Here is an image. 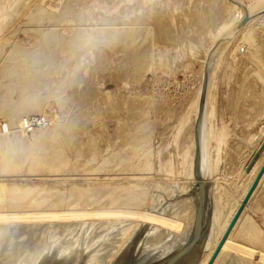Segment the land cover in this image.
Here are the masks:
<instances>
[{"label":"rangeland","instance_id":"374dc122","mask_svg":"<svg viewBox=\"0 0 264 264\" xmlns=\"http://www.w3.org/2000/svg\"><path fill=\"white\" fill-rule=\"evenodd\" d=\"M2 1L0 0L3 8L6 5L5 7L10 9L8 8L6 11L5 8L0 11V14L3 10L7 12L3 11L4 14H1L3 19L7 18V21L3 20L5 25L2 23V26H4L0 28L1 31L4 30L0 35V40H2L0 41V47H2L0 48V125L8 122L11 127V133L3 134L0 131V136L6 137L3 139L6 142L8 139L9 144L7 142V145L9 146L11 143V146L7 148L6 142L1 141L2 138H0V142H4V144H0L1 146L3 145L0 148L3 153L6 148L8 151L11 150L12 156L8 154L10 156L8 158H13L11 159L12 162H9L11 160L7 158V152L5 151L4 153L5 157L0 151L2 154L0 163L2 162L3 164L5 162L7 165H0V180L2 179L0 181V191L6 190L5 192H0L2 195H0V213H3L4 210L7 214H9L7 211L11 213L17 212L20 217H23L21 219L30 215L25 218L27 219L25 222L29 221L30 223L27 222L26 229H24L25 224L22 223L24 220L22 221L19 218L20 222H16V224H19L15 225L16 229H14L12 237H10V246L8 245L7 247V249L9 248L8 251L0 252L6 253L4 256L7 259L11 256L12 259L21 254L23 255V253H25V257L28 258L29 254L31 257V253L33 254L34 252L33 249L36 248L40 241H45V237L46 240H51V238H54L52 235L55 233L53 235L55 236L59 232L57 239L58 237L60 239L54 245V249L56 248L55 246L58 248L63 242L68 241L67 239L73 242L75 240L80 241L81 238L79 243H75V247L77 250L81 249L84 254L80 256V259L83 257L81 260H75L76 264H120L122 260L124 262L122 261L121 264H151L163 256L174 254L183 247L180 246V241L182 240L184 245L194 234L197 215L196 203H198L201 195L198 189L199 184L195 178L197 156L196 129L200 121V114L203 113L201 118L203 128H201L200 135L203 143L205 140L202 170L207 178L206 183L208 185V207L203 226L205 239L207 237L208 239L206 241L204 239V248L202 247V250L197 252L196 261L194 260L197 264L199 259L198 264H201L203 258L209 253L208 251H211L209 248L215 245L214 243L217 242L227 221L241 204L243 200L241 196L244 195L249 180L253 178L254 171L264 161V135L260 134V129L264 126V11L261 12V9L264 10V0H234L239 2V4L232 2V0H13L12 4L16 2L14 5H11L10 0H5L3 3ZM6 1H9L10 5ZM1 4L0 9L2 8ZM243 6L247 9L243 8ZM253 8L257 9L254 10ZM246 13L257 14L253 16L249 25L245 26L237 34V24ZM11 16L15 19L14 21ZM250 37L251 39L249 40ZM250 42L253 45H248L251 44ZM2 68L3 70H1ZM208 68H210L209 82L212 83H209L208 93L203 97L204 76ZM17 113L20 115H16ZM16 116L17 119L19 118L18 120L13 119ZM26 117L42 118L44 124L35 132L25 134L19 125ZM14 121L15 125L13 124ZM16 122H19V124ZM18 131H20L22 136L18 134ZM217 134L220 135V138L216 137L219 136ZM35 135H37V139ZM256 136H260V139L254 144ZM9 138L11 140L16 139V142L21 140L22 143L19 142L21 147L16 145L18 143H15L14 140H10V142ZM35 144H37L36 146L39 150L46 152L47 156L45 155V157L48 159L50 158L48 156L49 153L51 158H53L52 154L60 156L63 154L62 156H66L64 159L62 156H58V158L60 157L58 162L61 158L63 159L61 160L62 162H59L60 164L55 162L57 160L56 156L55 161L52 163V166L56 163L54 167L57 166L59 168L60 165L63 168L69 162L70 166H72L71 164L76 162L75 164L77 165V162L80 161L79 163H81L82 161L88 169H85L84 166L82 167V164H78L79 166L77 165V167L74 164L73 168L71 167L72 171L69 169L68 164L66 166L68 170L66 167L64 169L52 167L53 171L51 165H49L52 162L51 158L48 161L49 163H46L47 158L43 157L42 159L44 154L36 151L38 148L34 146ZM4 146L6 147L4 148ZM31 146L36 149L32 150ZM17 149L20 150L18 151ZM28 151L39 152V155L36 153L34 156L38 158V155L39 160L33 158V152H31L33 155L31 153L30 155ZM40 154L42 155L41 157ZM187 154L189 158L186 157ZM24 156L32 157L30 160L25 157L26 161H24ZM4 158L5 160L8 159L10 165L6 163L7 160L4 161ZM32 158L36 161H33ZM69 159L71 160L69 161ZM22 161L24 162L22 163ZM27 161L28 163H26ZM30 161L36 168L34 167L33 169L29 165ZM38 161L42 162V164L45 162L46 166H50L51 169L49 168V171L52 170L51 173H48L50 175H46L47 177L42 175L43 172L45 174L48 171V168L43 166L44 164L39 165ZM15 162L18 165L26 163L29 169L31 167L34 170H32L33 173L29 172L32 176L29 175L28 177L29 173L26 175L28 169L25 165V167L23 166L24 170H26H23L24 174L23 171H20L23 167L16 165ZM35 162H38L37 165L41 166L40 168L38 167L40 172L37 170V174ZM11 163L15 164H12L13 167L22 168L16 167L15 170L17 171L13 173L15 171L14 168L13 172L12 169L7 170L10 166L12 167ZM62 163L64 166L61 165ZM33 164L31 165L33 166ZM215 165L216 170L214 168ZM80 166L82 169L76 170ZM6 167L7 172L4 170ZM1 168L7 176L1 171ZM60 169L63 171L67 170V172L65 173V171L63 172ZM18 170L20 175H18ZM78 170L80 173H77ZM210 170L213 173L209 172ZM11 172L14 176L11 175ZM54 172L55 174L56 172L60 174L55 175ZM72 172L73 174H70ZM33 175L38 176L34 177ZM32 182L41 183V186L33 183L34 186ZM14 185H18L17 188L16 186L12 187ZM21 186L26 188L22 189ZM35 187L37 188L36 191ZM85 192L88 194L87 196ZM3 193L6 196L4 195L3 197ZM25 194L27 201H24ZM50 194L53 195L51 196ZM55 194H58L57 197ZM60 194H63V196L69 194L68 196L73 195V197L70 199L67 196L68 200L66 197L65 199L63 197L60 198ZM89 194L95 195L96 198L94 197L95 199L93 200V196L91 197ZM255 194L253 200L249 201L239 218L236 227L231 232L227 244L219 255L217 264H239L242 261H237V259H241V256L246 257L245 259L242 258L245 264H247L248 260V264L264 263V261H261L264 260V254H262L264 253V245L261 244L264 243V239H262L264 237V181ZM125 196L126 199L124 198ZM130 196L132 199L135 196L133 200L130 199L134 203H132L133 205H137L136 207L131 206L133 210L128 205L131 204L128 199ZM183 196L186 198L183 199ZM190 196L192 203L187 199ZM217 196H221L220 198L222 199L219 200ZM32 197L35 198L33 199ZM86 197L87 199H85ZM88 197H91L92 200ZM99 197L101 198L99 199ZM119 197L122 201L127 200L128 203L123 201L125 205L121 202L122 207L121 203L119 204V200H121ZM216 197L217 201L214 199ZM31 198L32 200H30ZM36 199H39L40 204ZM28 200L30 201L28 202ZM45 200H48L47 205H50V203L55 205L50 208L51 213H48L51 205L49 207L46 206ZM80 200L86 203L89 202V204L81 203ZM179 200L183 201L185 206H182L183 202L180 203ZM50 201L58 203L55 202L54 204V202ZM90 201H93L91 205ZM106 201L107 203H105ZM176 201H179L181 206ZM41 202L44 203L42 204ZM98 202L99 207L98 205L94 206ZM188 202H190L191 206ZM63 203L65 205H60ZM31 205L33 206L32 208ZM41 205H44V210L48 207L46 210L48 212L44 211L48 213L47 216L44 215V212L42 213L43 208ZM114 205H116V210ZM118 205H120V211L117 210L119 209L117 208ZM124 205L127 210L123 209ZM56 206L58 207L56 208ZM60 206H64V209ZM73 206H77L82 211V214L86 212L85 210L87 212L91 210L92 213L80 215V210L77 207L75 209ZM192 206L195 208L191 209ZM218 206H221L219 207L220 209H218ZM11 207H14L13 211L9 210ZM54 207L58 212L54 211L56 210ZM59 207L64 211L58 210L60 209ZM68 207L69 209L73 207L78 212L72 209L71 211ZM121 207L124 212L129 209V213H123ZM181 207L187 208V211L184 208L185 220L188 219L189 215L193 214L188 221L184 220L185 216L180 209ZM177 208L180 209V213L182 211L181 216ZM214 208L221 211L215 212L213 211ZM39 209L41 217L34 213L35 211L39 213ZM52 209H54L53 212ZM145 209L150 213L152 210V213H148ZM153 209L155 210L154 215H152ZM170 209H177L179 215L176 214L177 210L175 213V211H170ZM130 210L134 211L135 215H131L132 212ZM165 210L169 211L167 212L168 214L172 212L175 216H180V218L170 214L174 218L170 217L171 219H168L169 215L167 216V213L164 212ZM72 212L73 214L75 212V216L71 214ZM186 212L188 213L185 214ZM60 213L63 216L65 215L64 223L61 222L64 217L60 216ZM66 213L71 216L67 214L68 217ZM103 213H107V215H103ZM49 214L55 217H51ZM55 214H59L58 216L60 217ZM101 215L104 222L110 226L105 225L104 222H99L98 224V221H102ZM108 215L109 217H105ZM147 215L152 220L146 218ZM158 215L159 217H157ZM32 216L37 218L34 220L36 225H33L34 221L32 219L34 218ZM42 216L45 217L43 218ZM216 216L219 221L217 218L213 219ZM53 218L58 219L54 220ZM69 218L76 219L75 222L77 221L76 223L78 224ZM81 218L86 219V221ZM94 218L98 220L96 221ZM176 218H183L182 220L185 222ZM42 219L43 222L41 221ZM48 219L50 220L48 221ZM57 220L60 221L59 223L62 227L59 226L61 228L57 224L55 225V222H58ZM216 220L217 223H214ZM69 221L74 225H69ZM189 221V228H186ZM50 222L54 223V226ZM143 222L146 224H143ZM180 222L181 224L179 225ZM131 223L135 226H132ZM28 224L30 231L27 227ZM213 224L217 229L212 228ZM215 224L218 225L216 226ZM41 225L42 228L44 225L43 229H40ZM66 225L68 229L70 228L69 230L66 229ZM71 225L74 226V229L71 228ZM84 225L88 226V230L87 228L82 229ZM137 225L142 228H137ZM145 225L146 229H149L148 231L145 230ZM36 226L39 228L37 229ZM55 226L58 227L56 230ZM104 226H107L108 229ZM127 227L130 230H128L129 233L125 230ZM20 228L23 230V234H21ZM45 229L49 231H45ZM101 229L105 231L101 233ZM135 229H137L136 234H134ZM160 229H163V231L172 229L171 232L173 233H176V230L179 231L176 237L171 232L170 235L169 232H164L163 235L165 236L167 233L168 237L165 236L164 238L162 235L163 241L160 238L162 237L161 233H158ZM208 229H212V232L210 230L209 233ZM24 230L26 231L25 233ZM84 230L85 232H83ZM123 230L126 231V235ZM35 231L38 234L34 233ZM163 231L161 230L160 232L163 233ZM180 231H183L182 233L186 236H182L183 234ZM39 232L44 234L40 233L41 236ZM69 232L72 237L74 236V239L72 237L70 239L71 234ZM89 232L91 233L88 234ZM130 232L131 234L133 233V236L130 235ZM214 232L215 234H211ZM80 234L81 236H79ZM95 234H99V236ZM127 234L130 236H127ZM148 234L149 236L152 234L151 237L161 240V242L156 240V243L153 238L148 239ZM260 235L261 237L258 239ZM135 236L141 238L137 241ZM38 237L41 238L39 239ZM92 237H94V240ZM113 237L116 241H114ZM119 237L123 240V243ZM179 237L181 238L179 239ZM186 237L188 239H184ZM28 238L29 240H27ZM31 238L33 241L39 239V242L36 240L37 243L33 244ZM167 238L171 239V241L178 238V241L176 240L177 243L176 241L169 243L170 240ZM256 238L258 239L257 243L260 242L261 245L255 244ZM143 239H145L144 241L148 240L149 243L143 244L145 243ZM211 239L214 243L212 241L208 242ZM26 240L28 242H25ZM24 242L25 244H30H26L28 248L24 246ZM88 242H90V246L87 249ZM120 242L123 245H120ZM124 242L126 244L130 242V244L126 246ZM160 243L162 247L165 246L164 249L159 246ZM31 244H33L32 247H29ZM167 244L169 246L173 244L172 248L175 250L172 251L171 248L170 252H168ZM115 246L119 249L120 246H123V250L113 248ZM24 247L25 249L27 248L26 251H29V254L23 249ZM103 248L108 249L104 250ZM114 249L116 253L113 252ZM9 251L12 252V255ZM14 251L16 254L18 252L20 254L16 255ZM201 251L206 255L202 254ZM51 253L53 251H49L48 255L51 256ZM67 253H70V251L62 254L65 256ZM1 256L0 259H3L4 257ZM200 256L201 258H199ZM262 256L263 258H261ZM120 257L122 260H119L121 259ZM95 258L98 259L96 260ZM195 263L193 262V264Z\"/></svg>","mask_w":264,"mask_h":264},{"label":"bare ground","instance_id":"6f19581e","mask_svg":"<svg viewBox=\"0 0 264 264\" xmlns=\"http://www.w3.org/2000/svg\"><path fill=\"white\" fill-rule=\"evenodd\" d=\"M1 1H2V0H1ZM4 1H5V0H4ZM4 1H2V3H3ZM10 1H11V5H14V4L16 3V2H15V3L12 4V1H13V0H10ZM8 2H9V1H8ZM8 2L6 1V3H8ZM13 2H14V1H13ZM232 2H233V1H232ZM0 4H1V2H0ZM1 5H2V4H1ZM4 5H5V3H4ZM8 5H10V4L8 3ZM31 5H32V4H31ZM234 5H235V4H234ZM5 6H6V5H5ZM5 6H4V8H3V5H2V8L0 9V11H1L2 9H5V8H6ZM29 6H30V5H29ZM236 6H237V5H236ZM256 6H257V5H256ZM260 6H261V5H260ZM262 6H263V5H262ZM10 7H12V6H10ZM27 7H28V6H27ZM237 7H238V6H237ZM252 7H253V6H252ZM254 7H255V6H254ZM8 8H9V7L6 8V11H7ZM28 8H29V7H28ZM230 8H231V7H230ZM9 9H10V8H9ZM15 9H16V8H15ZM240 9H241V8H240ZM242 9H243V8H242ZM250 9H252V8H250ZM253 9L256 10L257 8H256V9L253 8ZM258 9H259V8H258ZM13 10H14V8L12 9V12H13ZM261 10H262V9H261ZM3 11L5 12V10H3ZM3 11H2L1 14H4ZM240 11H241V10H240ZM250 11H251V10H250ZM16 12H17V11H16ZM248 12H249V11H248ZM253 12H254V11H253ZM5 13H7V12H5ZM156 13H157V12H156ZM229 13H230V12H229ZM240 13H242V12H240ZM250 13H252V12H250ZM250 13H249V14H250ZM1 14H0V15H1ZM9 14H10V13H9ZM242 14H243V13H242ZM5 15H6V14H5ZM6 16H7V15H6ZM240 16H241V15H240ZM256 17H257V16H256ZM11 18H12V16H11ZM30 18H31V17H30ZM240 18H241V17H240ZM259 18H260V17H259ZM5 19H6V20H5ZM5 19H3L2 15L0 16V28H1V27L3 28V26L5 25L4 23L7 21V18L5 17ZM64 19H65V18H64ZM241 19H242V18H241ZM252 19H253V18H252ZM252 19H251V20H252ZM3 20L5 21L4 23H3ZM12 20L14 21L15 19L12 18ZM142 20H143V19H142ZM236 20H237V18H236ZM251 20L249 21V23L251 22ZM259 21H260V20H259ZM262 21H263V19H262ZM155 22H156V21H155ZM233 22H234V21H233ZM2 23L4 24L3 26H2ZM249 23H248L247 25H249ZM136 24H137V23H136ZM151 24H152V23H151ZM251 24H252V23H251ZM260 24H261V23H260ZM7 25H8V24H7ZM158 25H160V24L158 23ZM247 25H246V26H247ZM263 26H264V25H263ZM225 27H226V26H225ZM7 29H8V28H7ZM5 30H6V29H5ZM133 30H134V29H133ZM3 31H4V30L1 31V29H0V35H1V33H3ZM8 31H9V30H8ZM136 31H137V30H136ZM138 31H139V30H138ZM140 32H141V31H140ZM140 32H139V33H140ZM150 32H151V31H150ZM105 33H106V32H105ZM159 33H160V32H159ZM239 33H240V32H239ZM151 34H152V33H151ZM237 34H238V32H237ZM7 35H8V34H7ZM106 35H107V34H106ZM155 35H156V34H155ZM3 36H4V35H3ZM141 36H142V35H141ZM146 36H147V35H146ZM249 36H250V35H249ZM251 36H252V34H251ZM5 37H6V36H5ZM5 37H4V38H5ZM136 37H137V36H136ZM157 37H158V36H157ZM0 38H1V37H0ZM105 38H106V36H105ZM233 38H234V37H233ZM252 38H253V37H252ZM135 39H136V38H135ZM140 39H141V38H140ZM250 39H251V37L249 38V40H250ZM164 40H165V39H164ZM164 40H163V41H164ZM249 40H247V41H249ZM255 40H256V39H255ZM0 41H2V40H0ZM106 41H107V40H106ZM137 41H138V40H137ZM146 41H148V40H146ZM155 41H156V40H155ZM251 42H252V41H251ZM251 42H250V43H251ZM253 42H254V38H253ZM0 43H1V42H0ZM144 43H145V42H144ZM174 43H175V42H174ZM172 44H173V43H172ZM255 44H256V43H255ZM262 44H263V43H262ZM0 45H1V44H0ZM4 45H5V44H4ZM137 45H138V44H137ZM143 45H144V44H143ZM143 45H142V46H143ZM248 45H253V44L251 43V44H248ZM248 45H247V47H248ZM2 46H3V45H2ZM255 46H256V45H255ZM259 46H260V45H259ZM253 47H254V46H253ZM261 47H262V46H261ZM0 48H2V47H0ZM245 48H246V46H245ZM248 48H249V47H248ZM254 48H255V47H254ZM244 50H245V49H244ZM0 51H1V49H0ZM21 51H22V50H21ZM235 52H236V51H235ZM16 54H17V53H16ZM242 54H243V53H242ZM0 55H1V54H0ZM4 55H5V54H4ZM11 56H12V55H11ZM9 57H10V56H9ZM0 58H1V57H0ZM138 58H139V57H138ZM3 62H5V61H3ZM6 63H7V62H6ZM254 63H255V62H254ZM257 64H258V63H257ZM0 65H1V64H0ZM258 66H259V65H258ZM6 69H7V68H6ZM1 70H3V68H2ZM16 70H17V69H16ZM217 72H218V71H217ZM215 73H216V72H215ZM212 76H214V75H212ZM212 78H214V77H212ZM209 83H210V82H209ZM211 83H212V82H211ZM211 83H210V84H211ZM213 84H215V83H213ZM213 84H212V85H213ZM214 86H215V85H214ZM211 87H212V86H211ZM214 91H215V90H214ZM207 93H208V92H207ZM253 93H254V92H253ZM261 93H262V91H261ZM262 94H263V93H262ZM211 95H213V94L211 93ZM254 95H255V94H254ZM216 99H217V98H216ZM211 101H212V100H211ZM202 102H203V101H202ZM196 104H197V103H196ZM210 104H211V103H210ZM202 106H203V103H202ZM212 106H213V104H212ZM199 108H200V107H199ZM11 109H12V108H11ZM195 109H196V108H195ZM200 109H201V108H200ZM31 110H32V109H31ZM238 110H239V109H238ZM23 111H24V110H23ZM26 111H27V110H26ZM26 111H25V112H26ZM201 111H202V109H201ZM11 113H12V112H11ZM14 113H15V112H14ZM19 113H20V112H19ZM19 113H17L16 115H18ZM19 115H20V114H19ZM200 115H201V114H200ZM19 117H20V116H19ZM13 119H17V116H16V118H13ZM18 119H19V118H18ZM18 119H17V120H18ZM21 119H22V118H21ZM206 119H207V118H206ZM213 119H214V118H213ZM17 120H16V121H17ZM20 121H21V120H20ZM205 121H207V120H205ZM205 121H204V122H205ZM216 122H217V121H216ZM16 123H17V122H16ZM13 124L15 125V121L13 122ZM17 124H19V122H18ZM17 124H16V125H17ZM210 125H211V124H210ZM216 125H217V124H216ZM19 126H20V125H19ZM213 127H214V126H213ZM15 128H16V127H15ZM202 128H203V127H202ZM216 128H217V127H216ZM213 129H214V128H213ZM223 129H224V128H223ZM53 131H54V130H53ZM216 131H217V130H216ZM22 132H23V131H22ZM22 132H21V133H22ZM51 132H52V131H51ZM60 132H61V131H60ZM218 132H219V131H218ZM16 133H17V131H16ZM16 133H15V135H17ZM53 133H54V132H53ZM221 133H222V131H221ZM221 133H220V135H221ZM13 134H14V133H13ZM18 134L20 135V131H18ZM68 134H69V133H68ZM222 134H223V133H222ZM200 135H201V133H200ZM217 135H219V134H217ZM220 135H219V136H216V137L220 138ZM20 136H22V135H20ZM35 136H36L35 138L37 139V138H38L37 135H35ZM43 136H44V135H43ZM53 136H54V135H53ZM202 136H204V135H202ZM39 137H40V134H39ZM45 137H46V136H45ZM0 138H2L1 141H5V142H6V140H4L6 137H1V136H0ZM3 138H4V139H3ZM49 138H50V137H49ZM47 139H48V138H47ZM10 140H11V139L9 138V141H10ZM13 140H14L15 143H18V144H16V145H18V146L21 145V144L19 143V142H21V140H20V141L17 140V142L15 141L16 139H13ZM13 140H11V141H13ZM49 140H50V139H49ZM11 141H10V142H11ZM42 141H43V140H42ZM7 142H8V139H7ZM7 142H6L5 145H7ZM23 142H24V141H23ZM92 142H93V141H92ZM94 142H95V141H94ZM202 142H203V139H202ZM1 143H2V142H0V144H1ZM21 143H22V142H21ZM2 144H4V142H3ZM8 144H9V142H8ZM29 144H30V143H29ZM91 144H93V143H91ZM204 144H205V140H204V143H203V148H204ZM30 145H31V144H30ZM36 145H37V144H35L34 146H35L36 148H38ZM10 146H11V143H10L9 146L7 145V148H8V147L10 148ZM13 146H14V145H13ZM13 146H12V147H13ZM34 146H33V147L31 146L32 150L35 148ZM39 146H40V145H39ZM239 146H240V145H239ZM0 147H3V145H2V146L0 145ZM5 147H6V146H4V148H5ZM20 147H21V146H20ZM7 148H6V149H7ZM14 148H15V147H14ZM14 148H12V149H14ZM17 148H18V147H17ZM22 148H23V147H22ZM36 148H35V149H36ZM6 149L3 150V151H4V153H5V151L7 152V158H8V157H10V156H8V154H10L11 156H12V154H11V152H10L11 150L8 151V150H6ZM20 149H21V148H20ZM20 149H19V150H20ZM44 149H45V148H44ZM17 150H18V149H17ZM19 150H18V151H19ZM26 150H28V149H26ZM29 150H30V149H29ZM58 150H59V149H58ZM0 151L2 152V149H1V148H0ZM24 151H25V150H24ZM36 151L43 152V151L39 150V148H38ZM36 151H35V152H36ZM48 151H49V149H48ZM203 151H204V149H203ZM1 152H0V154H1ZM9 152H10V153H9ZM31 152H33V151H31ZM31 152L28 151L29 154H30ZM57 152H58V151H57ZM189 152H190V151H189ZM2 153H3V152H2ZM4 153H3V156H5ZM25 153H26V152H25ZM28 153H27V154H28ZM33 153H34V152H33ZM36 153H37V152H36ZM36 153H34V155L31 153V154L33 155V158H36V157H34ZM38 153H39V152H38ZM38 153H37V154H38ZM45 153H46V152H43V154H44L43 156L41 155L42 153L40 154V157L42 156V159H43V157H45V155L47 156V154H45ZM48 153H49V152H48ZM20 154H21V153H20ZM27 154H25V155H27ZM29 154H28V155H29ZM31 154H30V155H31ZM190 154H191V153H190ZM15 155H16V154H15ZM30 155H29V156H30ZM38 155H39V154H38ZM38 155H37L38 158H36V159L39 160V156H38ZM62 155H63V154H62ZM62 155H61V156H62ZM71 155H72V154H71ZM74 155H75V154H74ZM78 155H79V154H78ZM80 155H81V154H80ZM1 156H2V154L0 155V157H1ZM16 156H17V155H16ZM48 156L51 158L50 153L48 154ZM52 156H53V158H51L52 162H50L51 164H49V165H51V168L54 167L55 164H56V163H55L54 166H52V163L55 161V157L57 156V158H56L57 160H56L55 162H58V159H60V157H61V156L58 155V154H57V155H53V154H52ZM58 156H60V157L58 158ZM106 156H107V155H106ZM5 157H6V156H5ZM25 157H26V159L28 158L27 156H24V161H26ZM31 157H32V156H31ZM31 157L28 158V159L30 160ZM62 157H63V159H64V157H66V156H62ZM76 157H78V156H76ZM186 157H188V154H187ZM2 158H3V157H2ZM2 158H1V160H2ZM12 158H13V157H12ZM12 158H11V159H12ZM33 158H32V159H33ZM45 158H47V157H45ZM50 158H49V159L47 158V161L44 159V160L46 161V163H49L48 161L50 160ZM67 158H68V157H67ZM67 158H66V159H67ZM188 158H189V157H188ZM8 159H10V158H8ZM8 159H6V160H7L6 163H8V165H10L9 162H12V160L10 159L11 161L8 162ZM53 159H54V160H53ZM63 159L61 158V160H63ZM89 159H90V158H89ZM6 160H5V158H4V161H6ZM22 160H23V159H22ZM34 160H35V159H33V161H34ZM40 160H41V158H40ZM61 160H60L59 162H62ZM70 160H71V159H69V161H70ZM74 160H75V159H74ZM74 160H72V161L75 162L76 160H75V161H74ZM2 161H3V160H2ZM24 161H22V163H23ZM35 161H36V160H35ZM42 161H43V160H42ZM65 161H67V160H65ZM65 161H64V163H65ZM69 161H68V162H69ZM77 161H78V160H77ZM187 161H188V160H187ZM13 162H14V161H13ZM38 162H39V161H38ZM38 162H37V163L35 162V165H37ZM59 162H58V163H59ZM73 162H71V163H73ZM79 162H80V161H79ZM79 162H77V163H78V164H82V167H83L85 163L83 164L82 161H81V163H79ZM92 162H93V161H92ZM15 163H16V162H15ZM26 163H28V161H27ZM26 163H24L25 166H26ZM39 163H40L39 165L42 164V162H39ZM46 163L44 162V163H43L44 165H43V164H42V165H43V166H46ZM75 163H76V162H75ZM75 163H74V164H75ZM93 163H94V162H93ZM212 163H213V162H212ZM263 163H264V161L260 164V166L258 167V169H257L256 171H254V173H253V175H252L253 178H252L251 180H249V184H248L247 187L245 188L244 195L241 196V198H244L245 194L247 193V191H248L250 185L252 184V182L254 181V179H255V177H256L258 171L260 170L261 166L263 165ZM4 164H5V162H4L3 164H2V162L0 163V165H3V166H4ZM12 164L15 165L14 163H11V165H12ZM19 164H20V163H19ZM31 164H33V163L30 161L29 165L34 169V167H35L34 164H33V166H32ZM59 164H60V163H59ZM59 164H58V165H59ZM68 164H69V166H68L69 169L73 171V169H71V167H72L74 164H71L72 166H70V162L67 163V165H68ZM78 164H77V165H78ZM177 164H178V163H177ZM5 165H6V164H5ZM13 165H12V167L10 166L11 168L8 166L9 168L7 169V167H6L4 170H6V169H7V170L12 169V172H13V168H14V170H15V168L18 167V166H20V165H21L22 167L24 166L23 164L18 165V163H16V165H18V166H16V167H15V166L13 167ZM29 165H28V166H29ZM39 165H37V169L35 170V171H36V174H37V172L40 170L39 168H40L41 166H39ZM61 165L64 166L63 163H62ZM65 165H66V163H65ZM67 165H66V166H67ZM75 165H76V164H75ZM77 165H76L75 167H77ZM212 165H213V164H212ZM3 166H2V167H3ZM6 166H7V165H6ZM25 166H24V167H25ZM66 166H64V167L62 168V167L59 165V168L61 167V169H64ZM78 166H79V165H78ZM85 166H86V165H85ZM85 166H84V168H85V169H88V168H86ZM22 167H20V168H22ZM24 167H23L22 170H21L19 167H18V168L20 169V171H23V170H24ZM26 167H27V166H26ZM31 167H30V169L27 167L28 171H27L26 175H27L30 171H31V173H33L34 170L31 169ZM38 167H39V168H38ZM56 167H57V166H56ZM56 167H54V168H56ZM87 167H88V166H87ZM91 167H92V165H91ZM177 167H178V166H177ZM3 168H4V167H3ZM35 168H36V167H35ZM46 168H48V169H47L48 171L46 170L47 172H45V174H43L44 172L42 173L43 170L41 171L42 175L45 176V177H47L46 175H50V174H48L49 172H50V173L52 172V170L49 171L50 166H49V167L46 166ZM51 168H50V169H51ZM59 168L57 167V169H59ZM72 168H73V167H72ZM84 168H83V170H84ZM211 168H212V167H211ZM214 168H215V170H216V165H215ZM38 169H39V170H38ZM41 169H42V168H41ZM52 169H53V168H52ZM61 169H60V170H61ZM66 169L68 170L67 167H66ZM77 169H80V170H81L82 168H81V166H80V168L78 167V168H76V170H77ZM104 169H105V168H104ZM212 169H213V168H212ZM212 169H211V170H212ZM7 170H6V172H7ZM32 170H33V171H32ZM37 170H38V171H37ZM44 170H45V167H44ZM55 170H56V169H55ZM60 170H59V172L61 173V171H63V170H61V171H60ZM67 170H66V171L64 170L65 173L67 172ZM74 170H75V168H74ZM83 170H82V171H83ZM92 170H94V169H92ZM105 170H106V169H105ZM211 170H210L209 172H212ZM1 171H2V168H1ZM16 171H17V170H15L13 173H16ZM24 171H26V170H24ZM24 171H23V172H24ZM53 171H54V169H53ZM57 171H58V170H57ZM64 171H63V172H64ZM89 171H91V170H89ZM2 172L5 173V171H2ZM8 172H9V171H8ZM12 172H11V175H12ZM39 172H40V171H39ZM59 172H56V174H55V172H54V174L57 175ZM69 172H70V171H69ZM74 172H76V171H74ZM87 172H88V171H87ZM9 173H10V172H9ZM18 173H19L18 175H20L19 170H18ZM21 173H22V172H21ZM34 173H35V172H34ZM41 173H40V175H41ZM60 173H59V174H60ZM77 173H80V171L78 170ZM212 173H213V172H212ZM5 174H6V173H5ZM24 174H25V172H24ZM24 174L22 173V175H24ZM63 174H64V173H63ZM70 174H73V172L70 173ZM1 175H2V174H1ZM15 175H17V174H15ZM29 175H31V174L29 173V174H28V177H29ZM38 175H39V174H38ZM38 175H35V176L37 177ZM40 175H39V176H40ZM68 175H69V174H68ZM82 175H83V174H82ZM6 176H7V174H6ZM8 176H9V175H8ZM12 176H14V175H12ZM31 176H32V175H31ZM33 176H34V175H33ZM35 176H34V177H35ZM62 176H63V175H62ZM65 176H66V175H65ZM0 177H1V176H0ZM2 177H3V175H2ZM9 177H10V176H9ZM12 178H13V177H12ZM1 180H2V179H1ZM1 180H0V181H1ZM10 180H11V179H10ZM263 181H264V176H263V178H262V180H261V182H260L259 187L257 188V190H256L255 192H257V191L260 189L261 184H262ZM33 183H35V182H32V184H33ZM36 183H37V182H36ZM36 183H35V184H36ZM3 184H4V183H3ZM32 184H30V185H32ZM37 184H39V183H37ZM40 184H41V183H40ZM40 184H39V185H40ZM30 185H29V186H30ZM33 185H34V184H33ZM33 185H32V186H33ZM10 186H11V185H10ZM15 186H16V185H14V186H12V187H15ZM17 186H18V185H17ZM17 186H16V188H17ZM34 186H35V185H34ZM40 186H41V185H40ZM23 187H24V185H23ZM18 188H19V187H18ZM21 188H22V186H21ZM25 188H26V187H25ZM25 188H22V189H25ZM28 188H30V187H28ZM31 188L34 189L33 187H31ZM37 188H38V186H37ZM37 188L35 187V191H36ZM40 188H41V187H40ZM42 189H43V188H42ZM1 190H2V189H1ZM40 190H41V189H40ZM3 191H4V190H2V191H0V192L2 193ZM5 191H6V190H5ZM5 191H4V192H5ZM32 191H33V190H32ZM38 191H39V189H38ZM38 191H37V192H38ZM39 192H40V191H39ZM9 193H10V192H9ZM16 193H17V192H16ZM77 194H78V192H77ZM77 194H74V195H77ZM85 194H86V192H85ZM0 195H1V194H0ZM4 195H5V193H3V197H4ZM8 195H9V194H8ZM12 195H13V193H12ZM23 195H24V194H23ZM46 195H49V194H46ZM50 195H51V194H50ZM52 195H53V194H52ZM52 195H51V196H52ZM55 195H56V194H55ZM55 195H54V196H55ZM57 195H58V194H57ZM57 195H56V197H57ZM60 195H61V194H60ZM65 195H66V194H65ZM68 195H69V194H68ZM68 195H67V196H68ZM87 195H88V194H86V196H87ZM89 195H90V194H89ZM96 195H97V194H96ZM98 195H99V194H98ZM212 195H213V194H212ZM215 195H216V194H215ZM255 195H256V194L254 193V195L252 196L251 200H253V198H254ZM1 196H2V195H1ZM5 196H6V195H5ZM10 196H11V194H10ZM15 196H16V195H15ZM15 196H13V197H15ZM29 196H30V195H29ZM67 196H63V194H62V195L60 196V198L63 197V198L65 199V197L67 198ZM90 196H91V197L93 196V198H92L93 200L96 198L95 195H93V194L90 195ZM140 196H141V195H140ZM145 196H146V195H145ZM148 196H149V195H148ZM161 196H162V195H161ZM164 196H165V194H164ZM164 196H163V197H164ZM21 197H22V196H21ZM58 197H59V196H58ZM69 197H70V199H71V197H73V195H72V196H71V195L68 196V198H69ZM75 197H76V196H75ZM83 197H84V194H83ZM83 197H82V198H83ZM91 197H88V198L91 199ZM94 197H95V198H94ZM163 197H162V198H163ZM183 197H184V196H183ZM183 197H182V198H183ZM213 197H214V195H213ZM217 197H218V196H217ZM217 197L214 198V199L216 200ZM220 197H221V196H220ZM220 197H218L219 200L222 199V198H220ZM32 198L34 199L35 197H32ZM32 198H31L30 200H32ZM36 198H37V197H36ZM38 198H39V197H38ZM68 198H67V199H68ZM100 198H101V197H99V199H100ZM116 198H117V197H116ZM119 198H120V197H119ZM122 198H123V197H122ZM124 198L126 199V196H125ZM130 198H131V196H130L128 199L130 200L129 202H131V204H132V203H133L132 200L135 198V196L133 197V199L131 198L132 200H131ZM136 198H137V197H136ZM185 198H186V197H184L183 199H185ZM18 199H19V198H18ZM39 199L44 200V199H42V198H39ZM39 199H36V200L38 201ZM72 199H73V198H72ZM85 199H87V197H86ZM92 199H91V200H92ZM112 199H113V197H112ZM120 199H121V198H120ZM143 199H144V198H143ZM179 199H181V198H179ZM187 199L190 200V199H191V196H190L189 198H187ZM209 199H211V198H209ZM0 200H1V199H0ZM30 200H28V202H29ZM68 200H69V199H68ZM88 200H89V199H88ZM113 200H114V199H113ZM116 200H117V199H116ZM118 200H119V199H118ZM137 200H138V199H137ZM152 200H153V198H152ZM163 200H164V199H163ZM189 200H188V201H189ZM251 200H250V202H251ZM3 201H5V200H3ZM24 201H27V199H26V194H25V199H24ZM34 201H35V200H34ZM34 201H33V202H34ZM47 201H48V200H45V204L47 203ZM123 201H124V202L126 201V202L128 203L127 200H123ZM123 201H122V199L119 200V204H120L121 202H123ZM140 201H141V199H140ZM147 201H148V200H147ZM155 201H156V200H155ZM179 201H180V200H179ZM179 201H178V202L176 201V203L178 204ZM185 201H186V200H185ZM190 201H191V200H190ZM216 201H217V200H216ZM20 202H21V201H20ZM28 202H27V204H28ZM50 202H54V201H50ZM55 202H56V201H55ZM55 202H54V204H55ZM80 202H81V203H82V202L84 203L85 201L80 200ZM92 202H93V201H92ZM92 202L90 201V205H91ZM116 202H117V201H116ZM116 202H115V203H116ZM124 202H123V204H125ZM135 202L137 203V201H135ZM158 202H159V201H158ZM182 202H183V201H180V203H182ZM218 202H219V201H218ZM218 202H216V203H218ZM241 202H242V201H241ZM11 203H12V202H11ZM15 203H16V205H18L17 202H15ZM35 203H37V202L35 201ZM38 203H39V201H38ZM41 203L43 204L44 202H41ZM56 203H58V202H56ZM85 203H86V202H85ZM87 203L89 204V202H87ZM87 203H86V204H87ZM100 203H101V202H100ZM105 203H107V201H106ZM111 203H112V202H111ZM144 203H145V200H144ZM147 203H148V202H147ZM151 203H152V202H151ZM180 203H179V204H180ZM185 203H187V202H185ZM188 203L190 204V202H188ZM191 203H192V201H191ZM211 203H212V202H211ZM4 204H5V203H4ZM20 204H21V203H20ZM29 204H30V203H29ZM39 204H40V203H39ZM45 204H44V205H45ZM51 204H52V203H50V205H51ZM94 204H95V203H94ZM98 204H99V202H98L97 204H95L94 206H96V205H98ZM116 204H117V203H116ZM131 204H128V205H130V208H132V210H133V207H134L135 205H133L134 203H133L132 205H131ZM140 204H141V203H140ZM179 204H178V205H179ZM183 204H184V202L182 203V206H185V205H183ZM196 204H197V203H196ZM196 204H195V205H196ZM209 204H210V202H209ZM1 205H3V204H1ZM23 205H24V204H23ZM32 205H33V204H32ZM32 205H31V208L33 207ZM44 205H41V207L43 208ZM50 205H49V204H48V205L46 204V206H48V207H49ZM57 205H58V204H57ZM60 205H65V204L63 203V204H60ZM100 205H101V204H100ZM108 205H109V203H108ZM125 205H126V204H125ZM125 205H124V206H125ZM128 205H127V206H128ZM178 205H177V207H178ZM215 205H216V204H215ZM247 205H248V204H247ZM12 206H13V205H12ZM14 206H15V205H14ZM19 206H21V205H19ZM27 206H28V205H27ZM27 206H26V207H27ZM29 206H30V205H29ZM52 206H55V205H51V207H49V209L52 208ZM110 206H111V205H110ZM112 206H113V205H112ZM115 206H116V205H114V207H115ZM119 206H120V205H118V207H117V208H119V209H117L118 211H120V207H119ZM121 206L123 207L122 203H121ZM131 206H133V207H131ZM136 206H137V205H136ZM136 206H135V207H136ZM168 206H169V205H168ZM180 206H181V204H180ZM187 206H188V204H187ZM187 206H186V207H187ZM190 206H191V204H190ZM211 206H213V205H211ZM216 206H217V205H216ZM2 207H3V206H2ZM4 207H5V206H4ZM7 207H8V206H7ZM39 207H40V206H39ZM48 207H46L45 210H44V208H45V207H44V208H43V211L41 210L42 213H43L44 211H46ZM57 207H58V206H56V208H57ZM60 207H61V206H60ZM60 207H59V208H60ZM63 207H64V206H63ZM63 207H61V208H63ZM69 207H71V206H69ZM69 207H68V209H69ZM73 207H74V206H73ZM73 207L70 208L69 210L72 209V210L74 211V210L76 209L75 207H77V206L74 207L75 209H73ZM98 207H99V205H98ZM103 207H104V203H103ZM103 207H102V208H103ZM122 207H121V210H122ZM138 207H139V205H138ZM152 207H154V206H152ZM155 207H156V206H155ZM192 207H193V208H192ZM192 207H191V209H194V208H195L194 206H192ZM207 207H208V206H207ZM219 207H221V206H218V209H220ZM238 207H239V206H238ZM238 207H237V209H238ZM0 208H1V207H0ZM13 208H14V207H13ZM13 208L11 207V209H9V210L13 211V210H12ZM15 208H16V207H15ZM18 208H19V207H18ZM18 208H17V209H18ZM56 208L54 207V209H56ZM61 208L58 209V210H63V209H64V208H63V209H61ZM80 208H81V207H80ZM104 208H105V207H104ZM126 208H127V207L125 206L123 209L125 210ZM128 208H129V206H128ZM130 208H129V209H130ZM168 208H170V207H168ZM171 208H173V207H171ZM184 208H185V207H184ZM184 208H182V207L180 208V209L183 211V215H184ZM189 208H190V207H189ZM6 209H7V208H6ZM28 209H29V208H28ZM28 209H27V210H28ZM35 209H36V208H35ZM35 209H34V210H35ZM40 209H41V208H40ZM40 209L38 210L39 213H38L37 211H35L34 213L40 215ZM49 209H48V210H49ZM54 209H52V212H53ZM77 209H78V207H77ZM83 209H84V208H83ZM83 209H82V210H83ZM129 209H128V211H125V212H124V210H122V211H123V213H126V212L129 213ZM148 209H149V208H148ZM150 209H151V208H150ZM177 209H178V208H177ZM177 209H176V210H177ZM180 209H178V210H179V214H180V216H181V215H182V214H181L182 211H181V213H180ZM210 209H211V208H210ZM218 209H215V208H214V210H213V209H212V210L215 211V212H219V211H221V210L218 211ZM18 210H19V209H18ZM20 210H21V207H20ZM20 210H19V211H20ZM72 210H71V211H72ZM78 210H80V209H78ZM78 210H77V211L75 210V211L78 212ZM111 210H113V209H111ZM115 210H116V207H115ZM126 210H127V209H126ZM176 210H172V209H170V211H173V212L175 211V213H176ZM178 210H177V213H176V214H178ZM185 210L187 211V208H185ZM0 211H1V210H0ZM2 211H3V210H2ZM6 211H7V210H6ZM19 211H18V212H19ZM25 211H26V210H25ZM30 211H31V210H30ZM54 211H57V209L54 210ZM63 211H64V210H63ZM67 211H68V210H67ZM67 211H66V212H67ZM85 211L87 212V210H85ZM88 211H89V210H88ZM122 211H121V212H122ZM143 211H144V210H143ZM143 211H142V212H143ZM145 211H147V210L145 209ZM145 211H144V212H145ZM154 211H155V210L153 209V214H152V215H154ZM188 211H189V210H188ZM209 211H210V210H209ZM4 212H5V210H4ZM4 212H3V213H0V251H5V252H6V251H8V249H9V248L7 249V247H8V245H9V241H10V239H11L10 237H12V234H13L14 229H16L15 225H18V224H19V223L16 224V222H17V221L20 222V220H22V221L24 220V222H25V220H27V219H25V218L29 217L30 215L27 216V217H24V219H21V218H23V217H20V216L17 214L16 211H15L16 213H11L10 211H7V212H9V214H7L6 212L4 213ZM22 212H23V211H22ZM26 212H27V211H26ZM46 212H48V211H46ZM46 212H44V213H45L44 215L47 216L48 213H51V209L49 210L48 213H46ZM57 212H58V211H57ZM68 212H69V211H68ZM81 212H82V211L80 210V211H79L80 215L82 214ZM86 212H85L84 214H88V213L90 214V212L92 213L91 210H90V212H87V213H86ZM130 212H132V211L130 210ZM133 212H134V211H133ZM133 212L131 213V215H133V214L135 215V213H133ZM142 212H140V213H142ZM147 212H148V211H147ZM164 212L167 213V212H169V211L165 210ZM191 212H192V210H191ZM211 212H212V211H211ZM34 213H33V215H34ZM69 213H70V212H69ZM95 213H96V212H95ZM95 213H93V214H95ZM128 213H127V214H128ZM148 213H150V212H148ZM151 213H152V210H151ZM151 213H150V214H151ZM187 213H188V212H186L185 214H187ZM28 214H30V213H28ZM28 214H27V215H28ZM52 214L54 215V213H52ZM62 214H63V212H62ZM62 214L60 213V216H61ZM67 214H68V213H66V215H67ZM71 214H72L73 216H75V215H74L75 212H74V214H73V212H72ZM77 214H78V213H77ZM84 214H82V215H84ZM98 214H100V213H98ZM98 214H97V215H98ZM101 214H102V213H101ZM104 214H105V213H103V215H104ZM136 214H138V213H136ZM144 214H146V213H144ZM150 214H149V215H150ZM161 214H162V212H161ZM170 214H174V213L171 212ZM170 214L167 213V216L169 215V218H168V219L174 218L175 214H174L173 217H172V215H170ZM179 214H178V215H179ZM189 214H190V213H189ZM234 214H235V213H234ZM234 214H233V215L231 216V218L227 221V223H226V225H225L223 231L221 232V234H220L218 240L216 239L217 242L214 243V242L212 241L213 238H212L211 240L208 241V242L212 241V242L215 244L212 248H211V247L209 248V250L211 249V251H208L209 253H207V255H206L205 253H203V251H201L202 254H205V255H206V256L204 255L205 257L203 256V257H204V258H203V261H202V262L200 261L201 264H207V262L209 261L210 257L212 256V254H213L215 248L217 247V245H218V243H219V241H220V239H221L223 233L225 232V230H226V228H227L229 222H230L231 219L233 218ZM24 215H25V214H24ZM31 215H32V214H31ZM42 215H43V214H42ZM49 215H50V214H49ZM53 215H50V216L52 217ZM55 215H56V214H55ZM58 215H59V214H58ZM58 215H56V216H58ZM68 215H70V214H68ZM68 215H67V216H68ZM91 215H92V214H91ZM105 215H107V213H106ZM109 215H110V214H109ZM109 215H108V216H105V217H109ZM141 215H143V213H142ZM149 215H147L148 217L146 216V218H148V219L150 218V219H151V217H149ZM156 215H157V213H156ZM163 215H164V214H163ZM192 215H193V214H192ZM192 215H189V216H188V219H189V217L192 216ZM205 215H206V214H205ZM215 215H216V214H215ZM218 215H219V213H218ZM218 215H217V216H218ZM50 216H48V217H50ZM60 216H58V217H60ZM62 216H63V215H62ZM70 216H71V215H70ZM78 216H79V214H78ZM87 216H88V215H87ZM92 216H93V215H92ZM92 216H91V217H92ZM112 216H113V215H112ZM139 216H140V214H139ZM165 216H166V215H165ZM165 216H163V217H165ZM167 216H166V217H167ZM180 216H179V217H178V216H175V217L180 218ZM184 216H185V215H184ZM194 216H195V215H194ZM217 216H216L215 218L213 217V219H216V218H217V220L219 221V219H218ZM40 217H41V215H40ZM40 217H39V218H40ZM42 217L44 218L45 216H42ZM48 217H47V218H48ZM53 217H55V216H53ZM63 217H64V218L62 219L61 222L64 223L63 220L65 219V215H64ZM68 217H69V216H68ZM95 217H97V216H95ZM101 217H102V215L100 216V218H101ZM110 217H111V216H110ZM115 217H116V216H115ZM140 217H141V216H140ZM157 217H159V215H158ZM170 217H171V218H170ZM182 217H183V216H182ZM211 217H212V216H211ZM211 217H210V218H211ZM19 218H20V220H19ZM30 218H31V217H30ZM30 218H29V219H30ZM32 218H34V217L32 216ZM35 218H36V217H35ZM35 218L32 219V220L34 221ZM86 218H88V217H86ZM152 218H153V217H152ZM178 218H176V219H178ZM192 218H194V217H192ZM29 219H28V220H29ZM36 219H37V218H36ZM40 219H41V218H40ZM53 219L55 220V219H58V218H53ZM53 219H52V220H53ZM69 219H70V218H69ZM69 219H68V220H69ZM71 219H72V218H71ZM71 219H70V220H71ZM81 219H84V218H81ZM88 219H89V218H88ZM94 219H95L96 221L98 220V219H96V218H94ZM101 219H102V218H101ZM105 219H106V218H105ZM108 219H109V218H108ZM121 219H122V218H121ZM124 219H125V218H124ZM160 219H161V217H160ZM164 219H165V218H164ZM164 219H163V220H164ZM176 219H175V220H176ZM182 219H183V218H182ZM182 219H178V220L180 221V220H182ZM185 219H186V216H185L184 220H185ZM188 219L185 220V221H188ZM194 219H195V218H194ZM194 219H193V222H194ZM49 220H50V219H48V221H49ZM59 220H60V219H59ZM68 220H67V221H68ZM73 220H74V219H72V221H73ZM75 220H76V219H75ZM75 220H74V223L77 222V221L75 222ZM84 220L86 221V219H84ZM113 220H114V219H113ZM119 220H120V219H119ZM122 220H123V219H122ZM151 220H152V219H151ZM153 220H156V219H153ZM178 220H177V221H178ZM184 220H182V221H184ZM217 220H216V222H214V223H217ZM30 221H31V220H30ZM33 221H32V222H33ZM41 221L43 222V219H42ZM41 221H40V222H41ZM48 221H47V223H49ZM57 221H58V220H57ZM88 221H89V220H88ZM96 221H94V222H96ZM105 221H107V220H105ZM129 221H130V220H129ZM134 221H135V220H134ZM185 221H184V222H185ZM211 221H212V220H211ZM214 221H215V220H214ZM238 221H239V220H238ZM24 222H22V223L25 224V226H24L25 228H24V229H26V223L29 222V221H27V222H25V223H24ZM34 222H35V224H34ZM34 222H33V225H36V221H34ZM59 222H60V221H58L57 223L55 222V225L57 224L58 227L61 226ZM78 222L80 223V220H79V219H78ZM81 222H82V221H81ZM90 222H92V221H90ZM99 222H104V219H102V221H98V224H99ZM108 222H109V221H108ZM117 222H118V221H117ZM137 222H139V221H137ZM140 222H141V221H140ZM170 222H171V220H170ZM173 222H174V221H173ZM184 222H183V223H184ZM191 222H192V220H191ZM29 223H30V222H29ZM38 223H39V222H38ZM50 223H51V222H50ZM58 223H59V224H58ZM63 223H61V224H62V225H65V224H66V222H65V224H63ZM67 223H68V222H67ZM83 223H84V222H83ZM104 223H105V222H104ZM110 223H111V221H110ZM110 223H109V224H110ZM115 223H116V222H115ZM125 223H127V222H125ZM171 223H172V222H171ZM176 223H177V222H176ZM31 224H32V223H31ZM43 224H44V223H43ZM51 224H52V226H54V225H53L54 223H51ZM51 224H49V225H51ZM70 224H73V223H71V221H69V225H70ZM76 224H78V223H76ZM85 224H86V222H85ZM95 224H96V223H95ZM107 224H108V223H107ZM107 224L105 223V225H107ZM117 224H118V223H117ZM120 224H121V222H120ZM135 224H136V223H135ZM141 224H142V223H141ZM143 224H146V223L143 222ZM143 224H142V225H143ZM147 224H148V223H147ZM149 224H151V223H149ZM172 224H174V223H172ZM180 224H181V222L179 223V225H180ZM189 224H190V221L188 222V225H187V226H186V224H184V225L186 226V228H187V227L189 228ZM236 224H237V223H236ZM39 225H40V224H39ZM49 225H48V227H49ZM59 225H60V226H59ZM73 225H74V224H73ZM82 225H83V224H82ZM87 225H89V224H87ZM90 225H91V224H90ZM126 225H127V224H126ZM126 225H125V226H126ZM131 225H132V226H135V225H133V223H131ZM138 225H139V224H138ZM138 225L136 226L137 228L141 227V226H138ZM177 225H178V224H177ZM215 225H216V224H215ZM217 225H218V224H217ZM217 225H216V226H217ZM66 226H67V225H66ZM75 226H77V225H75ZM96 226H97V225H96ZM101 226H103V225L101 224ZM107 226H110V225H107ZM107 226H104V227H106V228L108 229ZM111 226H112V225H111ZM127 226H129V225H127ZM149 226H150V225H149ZM152 226H153V224H152ZM181 226L184 227L183 225H181ZM191 226H192V225H191ZM213 226H214V224H213ZM213 226H212V228L217 229V228H215V226H214V227H213ZM20 227H21V226H20ZM27 227H28V229H29V231H30L29 224H28ZM31 227H32V226H31ZM55 227H56V226H55ZM58 227H56L55 230H56ZM61 227H62V226H61ZM61 227H60V228H61ZM64 227H65V226H64ZM87 227H88V226H87ZM87 227H86V225H84V227H83L82 229H86ZM98 227H99V226H98ZM98 227H97V229H98ZM104 227H103V228H104ZM129 227H130V226H129ZM129 227H127V228L125 229V230L127 231V233H129V231H130V230H129ZM156 227H157V226H156ZM161 227H162V226H161ZM163 227H164V226H163ZM235 227H236V225H235ZM235 227H234V228H235ZM34 228H35V227H34ZM36 228H37V226H36ZM38 228H39V227H38ZM38 228H37V229H38ZM41 228H42V225H41L40 229H41ZM43 228H44V225H43ZM43 228H42V229H43ZM50 228H51V227H50ZM50 228H49V230H50ZM53 228H54V227H53ZM60 228H59V230H61ZM65 228H66V227H65ZM71 228L74 229V226L71 225ZM75 228H76V227H75ZM94 228H95V226H94ZM94 228H93V229H94ZM130 228H131V227H130ZM141 228H142V227H141ZM150 228H151V226H150ZM169 228H170V227H169ZM210 228H211V227H210ZM17 229H18V228H17ZM31 229H32V228H31ZM40 229H39V230H40ZM66 229L69 230L70 228L68 229V226H67ZM78 229H79V228H78ZM80 229H81V228H80ZM90 229H91V228H90ZM93 229H92V230H93ZM104 229H105V228H104ZM104 229H103V230L101 229L102 231L100 230L101 233H103V231H105ZM156 229H157V228H156ZM214 229H213V231H215ZM18 230H19V229H18ZM20 230H21V228H20ZM47 230H48V229H47ZM47 230L45 229V231H47ZM49 230H48V231H49ZM64 230H65V229H64ZM67 230H66V231H67ZM87 230H88V228H87ZM98 230H99V229H98ZM119 230H120V229H119ZM128 230H129V231H128ZM133 230H134V227H133ZM136 230H137V229H135V233H134V234L137 233ZM145 230H147V229H146V225H145ZM148 230H149V229H148ZM148 230H147V231H148ZM150 230H151V229H150ZM161 230L163 231V229H160V231H161ZM168 230H169V229H168ZM171 230H172V229H170L169 231H167V230L165 229V230L163 231V233L160 232V231H158V233H159V234L161 233L160 235L162 236V235L164 234V232L167 231V233L169 232V235H170ZM208 230H209V233H210V230H211V232H212V229H208ZM233 230H234V229H233ZM22 231H23V230H21V234H23ZM31 231H32V230H31ZM40 231H42V230H40ZM61 231H62V230H61ZM70 231H71V232H74V231H72V230H70ZM76 231H77V229H76ZM90 231H91V230H90ZM100 231H98V232H100ZM120 231H121V230H120ZM126 231L123 230L124 233H125ZM138 231H139V230H138ZM156 231H157V230H156ZM173 231H174V230H173ZM176 231L178 232L179 230H176ZM217 231H218V230H217ZM25 232H26V231L24 230V233H25ZM64 232H65V231H64ZM64 232H62V233H64ZM83 232H85V230H84ZM95 232H96V231H95ZM132 232H133V231H132ZM143 232H144V231H143ZM174 232H175V231H174ZM177 232H176V233L171 232V233L175 234V237H176ZM180 232L182 233L183 231H180ZM180 232H179V233H180ZM215 232H216V231H215ZM215 232H214V233H211V234H215ZM14 233H15V232H14ZM29 233H30V232H29ZM34 233H36V231H35ZM34 233H33V235H34ZM40 233H42V235L44 234L43 232H39V234H40ZM47 233H49V232H47ZM47 233H46V236H47ZM50 233H51V232H50ZM60 233H61V232H60ZM80 233H81V232H80ZM90 233H91V232H89L88 234H90ZM101 233H99V234H101ZM115 233H116V232H115ZM144 233H145V232H144ZM144 233H143V234H144ZM150 233H151V232H150ZM154 233H155V232H154ZM158 233H157V236H158ZM167 233H166L165 236L168 237ZM179 233H178V235H179ZM181 233H180V235L183 234L182 236H186V235H184V233H182V234H181ZM187 233L189 234V232H187ZM207 233H208V232H207ZM36 234H38V232H37ZM36 234H35V235H36ZM54 234H55V233H54ZM54 234H53V235H54ZM57 234H59V232L56 233L55 236L52 235V237H54V238H51V240H46V237H45V239H44L45 241H40V242H39V239H40L41 237H40V238L38 237L39 239H38V240L36 239V240L39 242V244L36 246L35 249H33L34 252L32 251L33 254L31 253V257H30L29 251H26L27 248H28L27 245H28L29 243H28V244L26 243V244H27V245H26L25 242H28V241H27V240H29V238H28V239L24 242V244H25L24 246H26L27 248H26V249H25V247L23 248L26 252H28V254H29V257H28V258L25 257L26 255L24 256L25 253H23V255L21 254L20 256H17V257H15V258H12V259H11V257H12V256H11V255H12V252L9 251V252H11V255H9V253H8V255L11 256V257H8V255H7V257H8V259H7V258L4 256L6 253H1V252H0V256H1V254H3L1 257H4L3 259H0V264H72V263H73V264H76V263H75V260H81L83 257L80 259V256H82V254H84L83 251H81V249H78V250H77L76 247H75V243H77V242L79 243V242L81 241V238L79 237V238H80V241H78V240H75V241L71 240V241H73V242H70V240L67 239L68 241L63 242V243L61 242L62 245L60 244L61 246H59V244H58L59 247L57 248V246H55L56 248L54 249V245H56V244L58 243V240L60 239L59 237H58V239H57ZM69 234H71V233L69 232ZM75 234H76V232H75ZM83 234H84V233H83ZM99 234H97V235L99 236ZM117 234H118V233H117ZM132 234H133V233H132ZM132 234H131V232H130V235H131V236H133ZM146 234H147V232H146ZM185 234H186V233H185ZM188 234H187V235H188ZM27 235H30V234H27ZM40 235H41V234H40ZM42 235H41V236H42ZM95 235H96V234H95ZM97 235H96V236H97ZM120 235H121V234H120ZM120 235H119V236H120ZM125 235H126V233H125ZM128 235H129V234H127V236H128ZM130 235H129V236H130ZM137 235H138V234H137ZM151 235H152V234H150V236H149V234L147 235V236H149L148 239H149V238H153V237H151ZM160 235H159V237H160ZM178 235H177V237H178ZM190 235H191V233H190ZM37 236H38V235H37ZM44 236H45V235H44ZM50 236H51V235H50ZM50 236H49V237H50ZM58 236H59V235H58ZM68 236H69V235H68ZM79 236H81V234H80ZM92 236H94V235H92ZM115 236H116V235H115ZM122 236L124 237V235H122ZM122 236H121V238H123ZM138 236H139V235H138ZM154 236H155V234H154ZM163 236H164V235H163ZM163 236L160 237V238H162L161 240H163ZM165 236H164V238H165ZM28 237H29V236H28ZM35 237H36V236H35ZM66 237H67V235H66ZM71 237H72V234H71V236H70V239H71ZM73 237H74V236H73ZM73 237H72V239H74ZM85 237H86V236H85ZM90 237H91V236H90ZM135 237L137 238V236H135ZM141 237H143V235H141ZM141 237H138V238H137V241H138V239H140ZM159 237H158V238H159ZM171 237H172V236H171ZM171 237H170V238H171ZM175 237H172V238H175ZM187 237H189V236H187ZM187 237L184 238V239H188ZM259 237H261V235L258 236V239H259ZM14 238H15V237H14ZM16 238H17V237H16ZM19 238H20V237H19ZM21 238H22V237H21ZM24 238H25V237H24ZM43 238H44V237H43ZM88 238H89V237H88ZM92 238H93V240H94V237H92ZM92 238H91V241H92ZM113 238H114V237H113ZM117 238H118V236H117ZM119 238H120V237H119ZM121 238H120V239H121ZM124 238H125V237H124ZM126 238H127V237H126ZM130 238H131V237H130ZM156 238H157V237H156ZM160 238H159V239H160ZM180 238H181V237H179V239H180ZM228 238H229V237H228ZM47 239H48V238H47ZM49 239H50V238H49ZM83 239H84V238H83ZM89 239H90V238H89ZM96 239L99 240L98 237H96ZM96 239H95V241H96ZM114 239H115V238H114ZM127 239H128V238H127ZM127 239H126V240H127ZM132 239H133V238H132ZM134 239H135V238H134ZM145 239H147V238L145 237ZM145 239H143V242H145V243H143V244L149 243L148 240H146V241H148V242L144 241ZM167 239H169V238H167ZM177 239H178V238H177ZM177 239H174V240H172V241L175 242ZM182 239H183V237H182ZM207 239H208V237L205 239V241H206ZM258 239H257V238L255 239V240H257V241H254V242H256L255 244H260V242L257 243V242H258ZM262 239H264V237H262ZM20 240H21V239H20ZM20 240H19V241H20ZM36 240L33 241V239L31 238V241H33V244H35ZM121 240H122V239H121ZM126 240H125V241H126ZM130 240H131V239H130ZM130 240H129V241H130ZM141 240H142V239H141ZM141 240H139V241H141ZM150 240H151V239H150ZM154 240L156 241V240H158V239H154V238H153V241H154ZM161 240H160V241L158 240V241L161 242ZM169 240L171 241V239H169ZM169 240H168V241H169ZM213 240L215 241V239H213ZM31 241H30V242H31ZM110 241H111V240H110ZM110 241H109V243H110ZM114 241H116V239H115ZM114 241H113V242H114ZM137 241H136V242H137ZM153 241H152V242H153ZM163 241H164V240H163ZM170 241H169V243H172V241H171V242H170ZM177 241H178V240H177ZM177 241H176V243H177ZM227 241H228V239H227ZM227 241H226V243L224 244L223 248H224L225 245L227 244ZM14 242H15V240H14ZM92 242H93V241H92ZM92 242H91V243H92ZM121 242L123 243V240H122ZM121 242H120V243H121ZM131 242H133V241H131ZM134 242H135V241H134ZM150 242H151V241H150ZM180 242H181V244L183 243L182 240H181ZM203 242H204V241H203ZM212 242H211V243H212ZM261 242H262V241H261ZM36 243H37V242H36ZM82 243H83V242H82ZM109 243H107V244H109ZM122 243H121L120 245H123ZM156 243H157V241H156ZM184 243H185V241H184ZM204 243H205V242H204ZM204 243H203V246H202L203 248H204ZM12 244H13V243H12ZM14 244H15V243H14ZM21 244H22V243H21ZM33 244H31V246H29V247H32ZM89 244H90V242L87 243V249H88V247L90 246ZM93 244H94V242H93ZM110 244L112 245V243H110ZM110 244H109V246H110ZM117 244H118V243H117ZM124 244L127 246L128 244H130V242H129V243L127 242V244L124 242ZM135 244H136V243H135ZM137 244H138V242H137ZM143 244H142V245H143ZM162 244H163V243H162ZM164 244H165V242H164ZM174 244H175V243H174ZM178 244H180V243H178ZM181 244H180V246H184V245H185V244H184V245H183V244L181 245ZM261 244L264 245V243H261ZM261 244H260V245H261ZM29 245H30V244H29ZM102 245H103V244H102ZM115 245H116V244H115ZM132 245H133V244H132ZM167 245H168V244H167ZM167 245H166V246H167ZM212 245H213V244H212ZM9 246H10V245H9ZM20 246H21V245H20ZM73 246L75 247V249H74ZM104 246H105V245H104ZM117 246H119V245H117ZM159 246L162 247V246H161V243H160ZM174 246H175V245H174ZM205 246H206V244H205ZM12 247H13V246H12ZM102 247H103V246H102ZM105 247H106V246H105ZM122 247H123V246H122ZM122 247L120 246V249H119V248H116V246L113 247V248H116V249H118V250H121V249L123 250ZM124 247H125V246H124ZM134 247H136V245H134ZM153 247H154V246H153ZM164 247H165V246H164ZM164 247H162V248L164 249ZM172 247H173V244H172V246H169V245H168V249L166 248L167 250H169L168 252H170V249H171ZM177 247H178V246H177ZM208 247H209V246H208ZM18 248H19V247H18ZM33 248H34V246H33ZM79 248H80V247H79ZM81 248H82V247H81ZM108 248H109V247H108ZM108 248H105V249H108ZM111 248H112V246H111ZM126 248H127V247H126ZM130 248H131V246H130ZM223 248H222V250H223ZM20 249H21V248H20ZM20 249H19V250H20ZM31 249H32V248H31ZM85 249H86V248H85ZM100 249H101V248H100ZM103 249H104V248H103ZM105 249H104V250H105ZM166 249H165V250H166ZM206 249H208V248H206ZM206 249H205V250H206ZM29 250H30V249H29ZM71 250H73V251H71ZM104 250H103V252H105ZM130 250H131V249H130ZM173 250H175V249L172 248V251H173ZM205 250H204V251H205ZM222 250H221V252H222ZM253 250H254V249H253ZM21 251H22V250H21ZM30 251H31V250H30ZM49 251H53V253H51V256L48 255ZM67 251H70V253H67V255L64 256L62 253L65 252V254H66ZM98 251H100V250L98 249ZM106 251H107V250H106ZM163 251H164V250H163ZM198 251L200 252V250H198ZM198 251H195V252H193L192 254H190L188 257L185 258V260L181 261L180 264H193V262L195 263V261H196V260H195V257H196V254H197ZM14 252H15V251H14ZM14 252H13V254H14ZM113 252H115V249H114ZM165 252H166V251H165ZM221 252H220V253H221ZM250 252H251V250H250ZM253 252H254V251H253ZM21 253H22V252H21ZM109 253H110V252H109ZM109 253H108V254H109ZM115 253H116V252H115ZM129 253H130V252H129ZM160 253H161V252H160ZM220 253H219V255H220ZM15 254H16V252H15ZM17 254L19 255L20 253L18 252ZM17 254H16V255H17ZM28 254H27V256H28ZM68 254H69V255H68ZM112 254H113V253H112ZM165 254H166V253H165ZM198 254H199V253H198ZM257 254H258V253H257ZM262 254H264V253H262ZM44 255H46V256H44ZM94 255H95V253H94ZM98 255H99V254H98ZM106 255H107V254H106ZM110 255H111V254H110ZM121 255H122V254H121ZM128 255H129V254H128ZM219 255H218V257H217V259H216V261H215L214 264H217L216 262H217V260H218V258H219ZM246 255H247V254H246ZM66 256H67V257H66ZM87 256H88V255H87ZM116 256H117V255H116ZM124 256H125V255H124ZM124 256H123V257H124ZM149 256H150V254H149ZM149 256H148V257H149ZM155 256H156V255H155ZM244 256H245V255H244ZM249 256H250V255H249ZM263 256H264V255H263ZM263 256H262L261 258H263ZM93 257H94V256H93ZM117 257H118V256H117ZM254 257H255V256H254ZM257 257H258V256H257ZM99 258H100V257H99ZM109 258H110V256H109ZM120 258H121V257H120ZM125 258L127 259V257H125ZM197 258H198V257H197ZM197 258H196V259H197ZM199 258H201V256H200ZM242 258L245 259L246 257L244 258V257L241 256V259L239 258V260L237 259V261H240V260H241V261L243 262ZM252 258H253V256H252ZM88 259H89V258H88ZM95 259L97 260L98 258H95ZM95 259H94V260H95ZM106 259H107V258H106ZM106 259H104V260H106ZM111 259H112V255H111ZM123 259H124V258H123ZM247 259H248V258H247ZM247 259H246V260H247ZM257 259H259V258H257ZM91 260H92V259H91ZM91 260H88V261H91ZM119 260H122V258L119 259ZM124 260H125V259H124ZM194 260H195V261H194ZM86 261H87V259H86ZM122 261H123V260H122ZM122 261H120V264H121ZM251 261H252V260H251ZM256 261H257V260H256ZM261 261H264V260H261ZM123 262H124V261H123ZM197 262L199 263V259L197 260ZM242 262H240V263H242ZM245 262H247V261H245ZM248 262H249V260H248ZM248 262H247V264H248ZM254 262H255V261H254ZM198 263H197V264H198ZM240 263H239V264H240ZM243 263H244V262H243ZM243 263H242V264H243ZM252 263H253V262H252ZM259 263H260V261H259ZM261 263H263V262H261ZM261 263H260V264H261ZM195 264H196V263H195ZM232 264H233V263H232ZM244 264H245V263H244ZM263 264H264V263H263Z\"/></svg>","mask_w":264,"mask_h":264},{"label":"water","instance_id":"95a60500","mask_svg":"<svg viewBox=\"0 0 264 264\" xmlns=\"http://www.w3.org/2000/svg\"><path fill=\"white\" fill-rule=\"evenodd\" d=\"M235 3H238L237 1L232 0ZM245 8V6H243ZM247 9V8H245ZM264 10H261V12ZM257 14V13H256ZM256 14H249L246 13L245 16L239 21L237 24V32H239L241 29H243L249 21L253 18ZM243 50V49H242ZM209 77H210V68H208L207 72L204 76V82H203V97L206 96L207 88L209 85ZM203 113L201 114L199 118V122L197 124L196 129V146H197V156H196V169H195V178L197 179V182L199 184L198 189L201 192L200 199L197 203V215H196V222H195V228H194V234L192 238L180 249H178L174 254L163 256L156 261H154L151 264H180L181 261L185 260L186 257H188L190 254H192L195 251L202 250V244L205 239V230L203 226V221L205 219V214L207 210V183H206V177L202 170V155H203V142L200 138L201 128H202V120ZM260 134L264 135V126L260 129ZM260 139V136H256L254 139V144H256ZM264 176V163L261 166L260 170L258 171L254 181L250 185L247 193L245 194L241 204L239 205L238 209L236 210L233 218L229 222L225 232L223 233L217 247L215 248L212 256L210 257L207 264H214L219 253L221 252L224 244L226 243L228 237L231 235V232L233 231L236 223L238 222L239 218L243 214L247 204L251 200L252 196L254 195L255 191L260 185V182Z\"/></svg>","mask_w":264,"mask_h":264},{"label":"built area","instance_id":"2783aa9c","mask_svg":"<svg viewBox=\"0 0 264 264\" xmlns=\"http://www.w3.org/2000/svg\"><path fill=\"white\" fill-rule=\"evenodd\" d=\"M44 124V120L42 118L38 117H26L22 120L20 126L21 130L24 131L25 134L33 133L38 128L42 127ZM0 131L3 134H10L11 133V127L8 122H4L0 125Z\"/></svg>","mask_w":264,"mask_h":264}]
</instances>
